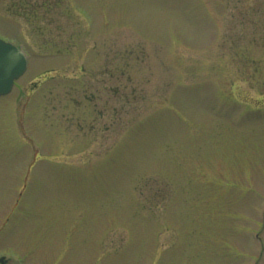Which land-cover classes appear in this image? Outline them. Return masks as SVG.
Segmentation results:
<instances>
[{
    "label": "rangeland",
    "instance_id": "rangeland-1",
    "mask_svg": "<svg viewBox=\"0 0 264 264\" xmlns=\"http://www.w3.org/2000/svg\"><path fill=\"white\" fill-rule=\"evenodd\" d=\"M35 7L0 12L28 53L0 96V251L264 264V0Z\"/></svg>",
    "mask_w": 264,
    "mask_h": 264
},
{
    "label": "water",
    "instance_id": "water-1",
    "mask_svg": "<svg viewBox=\"0 0 264 264\" xmlns=\"http://www.w3.org/2000/svg\"><path fill=\"white\" fill-rule=\"evenodd\" d=\"M26 68L25 54L15 45L0 40V94L11 89L13 79Z\"/></svg>",
    "mask_w": 264,
    "mask_h": 264
},
{
    "label": "flooded vegetation",
    "instance_id": "flooded-vegetation-1",
    "mask_svg": "<svg viewBox=\"0 0 264 264\" xmlns=\"http://www.w3.org/2000/svg\"><path fill=\"white\" fill-rule=\"evenodd\" d=\"M37 4L38 0H0V12L7 8V10L9 9L13 13H18V11L33 13V8L38 11L37 7H35ZM13 255V252L0 251V264H15V261H12L14 260Z\"/></svg>",
    "mask_w": 264,
    "mask_h": 264
}]
</instances>
